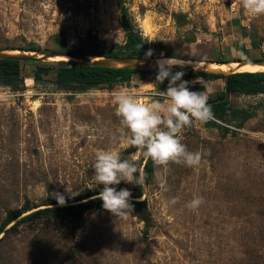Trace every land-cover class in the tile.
<instances>
[{"label":"rangeland","instance_id":"rangeland-1","mask_svg":"<svg viewBox=\"0 0 264 264\" xmlns=\"http://www.w3.org/2000/svg\"><path fill=\"white\" fill-rule=\"evenodd\" d=\"M119 4L153 56L264 61V15L247 14L242 0H0V51H117L128 40ZM58 62L23 61V82L0 85V227L9 210L53 206L52 192L72 201L101 191L92 167L99 150L135 155L142 168L146 161L120 139L130 132L113 92L135 89L147 102L168 84L140 72L97 87L60 85ZM42 66L48 73L36 80ZM187 81L209 100L225 89L224 78ZM225 101L218 124L195 122L181 133L202 153L198 167L170 162L163 173L155 165L144 182L146 211L121 219L91 209L79 224L64 211L39 214L3 234L0 264H264V92L230 90ZM116 187L137 193L134 184ZM194 196L204 198L197 210L187 207Z\"/></svg>","mask_w":264,"mask_h":264},{"label":"clouds","instance_id":"clouds-1","mask_svg":"<svg viewBox=\"0 0 264 264\" xmlns=\"http://www.w3.org/2000/svg\"><path fill=\"white\" fill-rule=\"evenodd\" d=\"M242 8L252 16L264 15V0H242ZM153 54L150 49L145 55L150 58ZM185 64V60L177 56L162 55L156 60V83L160 85L167 80L168 86L166 90L158 89L151 93L153 99L150 101H142L135 89L113 92V100L117 105L116 116L130 132V135L120 139L135 146L137 153H142L154 165L161 166L163 173L167 172L170 162L183 163L190 168L202 163V153L189 150L181 140V133L195 122L207 123L215 119L208 93L191 90V82L183 79L185 72L173 71L176 66L183 68ZM79 131L85 133V126H80ZM135 159V155L122 158L118 151L104 149L97 151L92 160L94 181L103 186L98 198L103 201V209L110 211L116 218L125 219L134 210L131 190H118L116 186L126 182L142 187L145 182L144 169L134 162ZM164 181L165 176L161 174L162 186ZM52 197L60 205L67 202L62 193L52 192ZM171 202L176 203V198L173 197ZM203 203L202 196H194L187 207L197 210Z\"/></svg>","mask_w":264,"mask_h":264},{"label":"trees","instance_id":"trees-1","mask_svg":"<svg viewBox=\"0 0 264 264\" xmlns=\"http://www.w3.org/2000/svg\"><path fill=\"white\" fill-rule=\"evenodd\" d=\"M121 9V19L124 30L127 33L128 40L125 45L118 47V50L110 51H98L96 55L99 56H133V57H146V52L150 50L149 43L146 42L141 35L136 33L131 27L130 22L127 19V10L124 5L119 4ZM33 50H39L33 46ZM124 50L126 52H124ZM75 52L85 53V51L77 49ZM157 55L153 57H161ZM164 56V55H163ZM238 61L239 59H234ZM222 61V60H221ZM223 61H226L223 59ZM23 61L0 58V85H8L18 87L23 82V76L21 73V63ZM31 62V61H30ZM59 67L57 71L56 82L60 85H72L76 84L82 86V88L97 87L102 84H109L117 80H128L135 73H145L148 76H152L156 81L157 69L151 70H137L127 67H105L99 65H91L86 63L72 62V61H59ZM49 66H42L35 72L34 76L36 80H41L44 73H48ZM178 71V70H173ZM185 72L184 80H188L191 76H202L206 80H215L218 78L225 79V73L214 71H192L182 70ZM228 87L231 91L239 90L245 93L264 92V71H238L231 73L227 78ZM163 84H168L165 80ZM225 89L219 91L218 97L210 99L213 108V112L216 116L222 117L228 110V101H217L218 99L225 97ZM219 120V119H218ZM213 124H218L217 120L209 121ZM145 181H150L154 176L155 165L150 159H146L144 166ZM118 190L120 189L117 187ZM98 192L87 193L78 199L68 201L65 205H60L58 201L49 202L53 206H46L32 211L34 207L24 206L19 209H12L8 211V215L4 223L0 227V240L4 237L3 234L22 222L35 219L39 214L52 213L55 216L61 212L70 215L75 218L77 223H81L85 211L91 209H101L103 201L98 198ZM144 195V185L141 187L137 185V193L132 195V203L134 204V212L139 214L142 210L147 209V199L142 198ZM47 203V205L49 204ZM26 213V214H25ZM13 223L9 228L7 226Z\"/></svg>","mask_w":264,"mask_h":264},{"label":"bare ground","instance_id":"bare-ground-1","mask_svg":"<svg viewBox=\"0 0 264 264\" xmlns=\"http://www.w3.org/2000/svg\"><path fill=\"white\" fill-rule=\"evenodd\" d=\"M149 26V25H148ZM12 52V51H11ZM10 52V53H11ZM14 53H18L14 51ZM165 57H173L171 55H164ZM50 58L57 60V61H83V60H90V61H96L99 59H106L103 56L99 55H93V56H84V57H76L71 56L70 58H64V57H56V56H49ZM160 57H152L151 59L148 58H138L134 59L133 63L138 66L143 67H149L151 69H156V60ZM183 60H185L186 64L184 65L183 69H188L192 71H214V72H223L225 74H231L238 71H262L264 70V61L260 60H250V59H244L242 62L238 61H211V62H205L201 60H194L190 58H183L179 57ZM112 65L121 67L125 65L124 62L120 61H112ZM174 69H180L179 66H176ZM38 104V102H36Z\"/></svg>","mask_w":264,"mask_h":264},{"label":"water","instance_id":"water-1","mask_svg":"<svg viewBox=\"0 0 264 264\" xmlns=\"http://www.w3.org/2000/svg\"><path fill=\"white\" fill-rule=\"evenodd\" d=\"M42 54V56H39V54H19V53H6L0 51V58H6V59H13V60H19V61H41V60H46L49 56H57V55H70V56H76V57H84L87 56L85 53H79L75 51H62V50H54V51H40V52H35ZM106 59H99L96 61H90V60H83L81 62L79 61H72V62H79V63H86V64H91V65H99V66H105V67H117L111 64L112 61H120L124 62L125 65L121 67H127V68H132V69H137V70H151L149 67H143V66H138L133 63L134 59L138 58H147V57H133V56H124V55H118V56H103ZM152 57L148 58L151 59ZM250 60H258V59H250ZM244 61L243 59L238 60V62ZM173 70H184V69H173ZM225 75V97L218 99L217 101H225L230 94V89L228 87V81L227 78L229 77L230 74H224ZM210 102H215V101H209ZM146 211V209L142 210L140 213Z\"/></svg>","mask_w":264,"mask_h":264},{"label":"built area","instance_id":"built-area-1","mask_svg":"<svg viewBox=\"0 0 264 264\" xmlns=\"http://www.w3.org/2000/svg\"><path fill=\"white\" fill-rule=\"evenodd\" d=\"M213 120H217V121H218V119H216V118H215V119H213Z\"/></svg>","mask_w":264,"mask_h":264},{"label":"crops","instance_id":"crops-1","mask_svg":"<svg viewBox=\"0 0 264 264\" xmlns=\"http://www.w3.org/2000/svg\"><path fill=\"white\" fill-rule=\"evenodd\" d=\"M238 58V57H237ZM232 60H234V59H232ZM239 60H241V59H239Z\"/></svg>","mask_w":264,"mask_h":264}]
</instances>
